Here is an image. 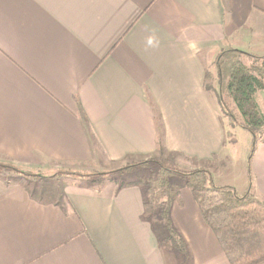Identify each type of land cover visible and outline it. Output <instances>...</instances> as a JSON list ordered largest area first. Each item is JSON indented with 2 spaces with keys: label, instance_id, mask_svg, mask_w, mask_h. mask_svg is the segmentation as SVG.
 Returning a JSON list of instances; mask_svg holds the SVG:
<instances>
[{
  "label": "crops",
  "instance_id": "crops-1",
  "mask_svg": "<svg viewBox=\"0 0 264 264\" xmlns=\"http://www.w3.org/2000/svg\"><path fill=\"white\" fill-rule=\"evenodd\" d=\"M227 47L264 56V0H0V264H229L188 189L169 211L184 256L159 247L140 186L80 176L159 145L218 169L204 84ZM249 164L241 189L250 175L264 199V138Z\"/></svg>",
  "mask_w": 264,
  "mask_h": 264
},
{
  "label": "trees",
  "instance_id": "trees-1",
  "mask_svg": "<svg viewBox=\"0 0 264 264\" xmlns=\"http://www.w3.org/2000/svg\"><path fill=\"white\" fill-rule=\"evenodd\" d=\"M213 64L216 69L215 86L209 83L213 77L207 72L204 88L215 92L220 110L230 118L231 125L241 127L250 134L249 174V162L264 128V112L256 98L257 92L264 89V56L227 47L217 53ZM229 132L227 130L225 136L233 142ZM152 163L157 167L154 171H150ZM135 167L144 169L147 174L153 172L155 176L151 184L142 183L143 179L129 184L142 188L143 218L154 228L159 226L164 231L158 239L161 249L187 256L185 241L169 216L179 190L186 188L193 195L201 219L214 233L229 264H258L264 261V199L251 192L250 175L248 187L238 193L233 186L215 185L207 170L180 171L153 158L135 164L127 163L104 174L124 173ZM1 168L10 167L0 165ZM13 171L18 172L16 169ZM176 176L181 177L183 183L172 184L171 178Z\"/></svg>",
  "mask_w": 264,
  "mask_h": 264
},
{
  "label": "rangeland",
  "instance_id": "rangeland-1",
  "mask_svg": "<svg viewBox=\"0 0 264 264\" xmlns=\"http://www.w3.org/2000/svg\"><path fill=\"white\" fill-rule=\"evenodd\" d=\"M211 80V79H210ZM214 81V80H213ZM209 83H211L209 81ZM219 105V104H218ZM219 120L223 124L225 131H224V136L226 134V131H230V137L233 138V142L227 139L225 136L226 140V145L224 147L223 153L227 154L228 158L226 161L216 163V166H219L218 169L213 168V171L211 169H208V166L205 165L204 168L199 167V168H191L187 169L189 167L188 163L184 164L180 158H177L178 155L177 153L174 152H163V149H161L159 145V155L158 157H153V159L158 160L161 164L168 166L173 169H177L180 171H193L197 169H204L207 170L211 173V177L213 180V183L215 185H221V184H235L236 190L238 193H242V187L240 186V182L242 180L243 175L246 176V172L248 171V154H249V148H250V142H251V136L250 134L244 130L241 127L238 126H232L231 125V120L230 118L222 113L219 107ZM264 138V129L262 130V133L260 137L257 139V142L259 139ZM161 151V152H160ZM151 159V158H147ZM146 159H140L137 161H131V162H126L125 164L121 165L124 166L127 163H133L135 164L138 161H143ZM220 160V159H219ZM226 162V163H225ZM152 168L150 171L156 170V164L152 163ZM212 171V172H211ZM98 172V173H94ZM93 175H91L89 180H97V182L104 181L105 178L107 179L108 177H114L117 181H119L122 184H129L132 182H140L142 179V183H145L147 185L152 183L154 180V175L153 172L151 174H147L146 171L142 168H133V170L126 171L124 173H112V174H100V171H90ZM148 176V177H147ZM145 177L147 179H145ZM101 178V179H100ZM172 184H181L183 183V180L181 177H174L171 178ZM137 186V185H136Z\"/></svg>",
  "mask_w": 264,
  "mask_h": 264
}]
</instances>
